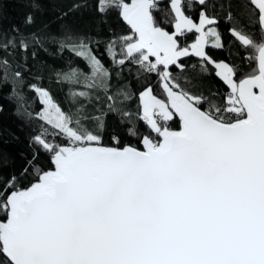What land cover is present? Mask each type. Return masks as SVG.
I'll return each instance as SVG.
<instances>
[{
    "label": "snow or ice",
    "instance_id": "obj_1",
    "mask_svg": "<svg viewBox=\"0 0 264 264\" xmlns=\"http://www.w3.org/2000/svg\"><path fill=\"white\" fill-rule=\"evenodd\" d=\"M160 2L97 0L96 6L101 15L118 11L130 26V34L108 45L113 62L155 74L163 95L159 98L151 83L138 94L136 118L149 129L143 150L120 146L116 137V146L105 145L102 116L85 115L83 107L65 112L47 89L30 86L44 105L36 115L49 126L42 125L33 141L51 154L54 168H37L28 186H22L27 169L4 180L0 264H264V0L243 4L254 10L251 23L259 26V42L232 28L242 45L252 48L247 59L257 65L239 80L238 68L205 51L209 37L213 47H223L214 27L205 30L216 23L214 16L202 10L197 23L186 15L183 0H169L174 17L169 31L154 15ZM198 3L207 7V0ZM228 16L233 19L231 11ZM25 22L31 24L32 17ZM193 30L199 33L196 41L182 46L181 38ZM42 39L13 28L3 34L0 49L19 47L26 53L29 40L35 45ZM64 40L62 46L89 63L91 76L72 69L58 72L57 79L79 83L84 76L85 87L99 81L107 91L111 73L89 45L67 35ZM192 55L200 58L202 72L213 66L230 87L222 103L186 90L187 81L173 73L172 68L184 73L182 58ZM0 66L3 81L11 76L14 84L28 71H10L7 57L0 58ZM13 94L20 101L18 112L30 117L25 98L15 88ZM108 107L114 110L112 103ZM176 117L178 131L168 123ZM61 136L67 143H56Z\"/></svg>",
    "mask_w": 264,
    "mask_h": 264
},
{
    "label": "trees",
    "instance_id": "obj_2",
    "mask_svg": "<svg viewBox=\"0 0 264 264\" xmlns=\"http://www.w3.org/2000/svg\"><path fill=\"white\" fill-rule=\"evenodd\" d=\"M247 2L248 0H207V7H204L199 5L198 0H183L185 13L190 18L198 19L202 10L215 17L216 23L210 26L219 32L223 47L216 48L209 43L205 51L213 60H225L238 68L237 80L251 73L257 65L255 61L250 63L247 59L252 53V48L244 47L233 35L232 28L236 27L254 41L259 42L261 39L259 26L251 23V20L255 19L254 10L251 5L247 8L243 6ZM96 6L97 0H0V41L3 40V34L10 33L13 28H18L24 35L38 33L44 38L35 45L29 40L30 47L26 53L19 47L10 48L8 51L0 49V58L7 57L12 66L10 71L28 69L23 71V81L16 84L11 76L7 82L3 81L0 72V188L3 187L4 180L11 175L21 174L25 169L27 178L22 186L33 182L37 168L42 171L54 168L51 154L33 141L41 132L42 125L49 126L36 115L42 111L44 105L38 99V94L30 88L32 84L47 89L65 112H74L83 107L85 115L102 116L103 137L107 146H116L113 140V137H116L120 146L132 145L140 148L142 136L149 134L147 125L136 118L137 106L140 103L138 94L151 83L154 93L163 98L157 77L155 74L144 73L138 65L129 63L122 68L113 62L108 45L117 37L130 34V26L119 17L118 11L113 10L107 15H101ZM159 8L160 11L154 15L157 19L166 21L162 26H166L167 30H173L174 17L169 8V0H161ZM229 11L232 12L233 19H229ZM28 16L32 17L31 24L25 22ZM66 35L71 36L74 42L83 40L88 44L92 53L111 73L107 91L99 81L96 87H85L87 81L84 76H91V68L83 57L76 55L69 47L62 46V43H66ZM196 36L195 30L187 32L181 38L182 46H188ZM115 47L119 59L120 45ZM182 62L187 66L184 73L172 68L174 74L187 81V84L182 86L194 94L203 95L215 104L222 103L230 92V87L216 75V69L209 65L208 72H202L200 58L195 55L182 58ZM72 69L84 74L79 77V83L57 79L58 72H69ZM13 88L25 98L22 103L27 112L31 113L30 117L23 110L18 112L20 101L13 94ZM121 90L130 91L132 95L125 99L117 94ZM81 91L88 92V97L71 96V93ZM109 96L113 97L114 102L108 99ZM110 103L114 110H109ZM124 112L131 113L132 118L124 116ZM168 123L171 129L180 127L177 117ZM130 129H134L136 134L132 135ZM152 135L155 136L154 133ZM56 143H67V140L61 136L56 139ZM3 220H6V217L0 213V221Z\"/></svg>",
    "mask_w": 264,
    "mask_h": 264
},
{
    "label": "rangeland",
    "instance_id": "obj_3",
    "mask_svg": "<svg viewBox=\"0 0 264 264\" xmlns=\"http://www.w3.org/2000/svg\"><path fill=\"white\" fill-rule=\"evenodd\" d=\"M130 2V1H129ZM194 20V19H193ZM194 21H196L197 23L199 22V17H198V19H196V20H194ZM174 25V24H173ZM207 27H212V26H206V28H205V30H207ZM173 30H174V28H173ZM173 30H171V31H173ZM198 35H199V33H197V36H196V39H197V37H198ZM196 39L193 41V42H191L189 45H191L192 43H194L195 41H196ZM212 37H209V43L211 44V41H212ZM220 40H221V38H220ZM188 45V46H189ZM219 61H223V62H225V63H228L227 61H225V60H217V62H219ZM229 64V63H228ZM230 65V64H229Z\"/></svg>",
    "mask_w": 264,
    "mask_h": 264
},
{
    "label": "water",
    "instance_id": "obj_4",
    "mask_svg": "<svg viewBox=\"0 0 264 264\" xmlns=\"http://www.w3.org/2000/svg\"><path fill=\"white\" fill-rule=\"evenodd\" d=\"M178 118V117H177ZM179 119V118H178ZM180 122V121H179ZM180 129V127L178 128V129H172V130H176V131H178ZM126 146H132V145H126ZM133 147H135V146H133ZM143 144H142V141H141V147L139 148V147H137V148H139L140 150H143ZM54 166V165H53Z\"/></svg>",
    "mask_w": 264,
    "mask_h": 264
}]
</instances>
